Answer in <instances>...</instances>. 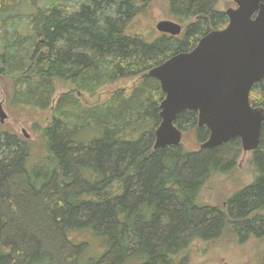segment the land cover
I'll list each match as a JSON object with an SVG mask.
<instances>
[{
  "label": "trees",
  "instance_id": "16d2710c",
  "mask_svg": "<svg viewBox=\"0 0 264 264\" xmlns=\"http://www.w3.org/2000/svg\"><path fill=\"white\" fill-rule=\"evenodd\" d=\"M154 1L0 0V77L12 83V104L47 109L58 86L68 89L37 147L0 130V264H62L49 245L69 246L75 264H181L190 243L213 238L226 221L199 197L211 175L232 167L240 139L199 151L155 149L165 94L144 75L229 19L220 0H168L170 15L185 24L180 36L130 33ZM134 78L130 94L85 102ZM250 100L264 108V78ZM175 124L201 143L209 137L196 111ZM252 153L255 179L230 210L241 232L257 234L264 217H249L264 208V122Z\"/></svg>",
  "mask_w": 264,
  "mask_h": 264
},
{
  "label": "water",
  "instance_id": "95a60500",
  "mask_svg": "<svg viewBox=\"0 0 264 264\" xmlns=\"http://www.w3.org/2000/svg\"><path fill=\"white\" fill-rule=\"evenodd\" d=\"M225 12L228 24L212 30L188 52L175 54L145 73L165 94L155 149L183 144L175 121L184 111L198 112V124L209 130L200 149H214L239 138L244 152H254L261 140L264 108L251 104L253 87L264 78V0H234ZM157 30L178 37L183 26L162 20ZM7 115L0 105V121ZM25 132V131H24Z\"/></svg>",
  "mask_w": 264,
  "mask_h": 264
},
{
  "label": "rangeland",
  "instance_id": "374dc122",
  "mask_svg": "<svg viewBox=\"0 0 264 264\" xmlns=\"http://www.w3.org/2000/svg\"><path fill=\"white\" fill-rule=\"evenodd\" d=\"M236 7L234 0H220L218 11L226 12ZM172 20L178 22L169 13L168 0H155L148 12L140 14L131 23L130 33L154 38L160 34L157 30L158 22ZM179 23V22H178ZM181 24V23H180ZM183 25V31L185 24ZM138 79H123L101 88L98 95L84 96L88 105L100 104L109 99L112 93L124 90L130 94ZM12 83L0 77V105L7 115L4 123L0 121V130L23 137L35 144H39L41 129L52 120L53 108L56 100L67 88L58 86L53 104L47 109H39L24 105H14L10 101ZM25 131V132H24ZM201 142L198 141L195 130L183 133V147L189 151H199ZM39 149H35L38 152ZM236 153V151H235ZM253 153L243 149L234 159L232 167L225 173H216L210 176L201 190L199 200L206 205L216 207L228 213L230 199L239 191L251 185L255 179V167L252 162ZM264 217V208L250 214L251 218ZM226 221L216 236L208 240L193 241L178 259L181 264H261L264 261V223H256L257 234L246 231L239 232L232 218L225 217ZM33 229H30L32 232ZM37 233V230L33 232ZM40 236V235H39ZM43 236V235H42ZM44 239V237H42ZM46 241V240H43ZM46 242V247H47ZM55 259L62 264H75L70 247L61 248L48 246ZM83 264V263H81Z\"/></svg>",
  "mask_w": 264,
  "mask_h": 264
},
{
  "label": "flooded vegetation",
  "instance_id": "af4514ba",
  "mask_svg": "<svg viewBox=\"0 0 264 264\" xmlns=\"http://www.w3.org/2000/svg\"><path fill=\"white\" fill-rule=\"evenodd\" d=\"M230 205H231V199H230V203H229V206H228V213L226 214V216H228V217H230V218H232L233 216H236V213H233V212H231V210H230ZM222 211V210H221ZM223 212V211H222ZM233 219V218H232ZM260 224H261V222H259ZM244 225V224H243ZM237 229H239V232H241L240 231V228H237ZM242 229V228H241ZM245 231V230H244ZM248 231L246 230V233L245 234H243V235H245V237L247 236V234L248 233H250V231L247 233Z\"/></svg>",
  "mask_w": 264,
  "mask_h": 264
}]
</instances>
